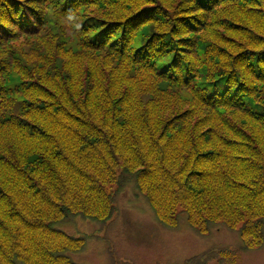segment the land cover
Here are the masks:
<instances>
[{
	"label": "trees",
	"instance_id": "trees-1",
	"mask_svg": "<svg viewBox=\"0 0 264 264\" xmlns=\"http://www.w3.org/2000/svg\"><path fill=\"white\" fill-rule=\"evenodd\" d=\"M158 1L0 0V264H85L95 240L106 264H135L110 238L125 192L169 230L219 224L264 242L262 91L206 101L223 78L264 82V0H193L182 13ZM209 27L250 32L228 72ZM79 218L99 233L66 229ZM229 256L218 247L173 264Z\"/></svg>",
	"mask_w": 264,
	"mask_h": 264
},
{
	"label": "rangeland",
	"instance_id": "rangeland-1",
	"mask_svg": "<svg viewBox=\"0 0 264 264\" xmlns=\"http://www.w3.org/2000/svg\"><path fill=\"white\" fill-rule=\"evenodd\" d=\"M66 1L68 4H71L74 2L81 3L84 0ZM161 1L162 0H159L156 5L151 7H165L166 5L168 8L177 9L178 13H182L181 9H185L187 6H191L193 4L191 3L193 0H163L165 5ZM85 7L86 6H84V10L86 9L87 12L96 13L94 4H88L87 7ZM193 10L194 9H188V11ZM167 12L168 15L170 11L167 9ZM258 13H260V11H258ZM190 19L191 17L186 16L182 19L178 18V21L181 23V27H183ZM192 20L195 21L194 17ZM163 22L166 23L167 20L163 19L162 23ZM206 33L209 35L207 34L208 36L206 35L205 39L203 38L204 41L210 43L211 41L215 40L216 44L223 45V47H225L220 50L218 54L220 55V58L216 59V63L219 65L226 63V72L230 71L231 66H236L235 61L237 57L248 48L246 45V39L250 32H247V36H245V34L240 36L236 33L231 39H228L224 32L215 31L210 27ZM185 40H187V38ZM185 40L180 39L179 41L182 44L188 45L187 48L183 46V51L187 52L188 54L197 52L196 45L192 42H186ZM237 40L238 43H236ZM223 41L225 43H223ZM231 43H233V45L229 46ZM256 43L262 44V42H258V40H256ZM108 44H110V38H108L107 45ZM251 47L259 48L257 45L256 47L254 45ZM241 48L244 49L242 50ZM239 50H242V52L238 56H235L234 54ZM249 59L250 58L245 57L243 60L244 64L247 66V68H249V73L251 74ZM188 60L189 63L194 64L195 68H198V72L200 71L202 73L204 67H202L203 63L201 58L193 57L189 58ZM258 60L259 57H256L254 60L250 59V64H254V67L256 68L253 69L256 71V75L257 73L262 72V67H259L258 65L262 63H259ZM262 60L264 61V55L262 56ZM211 66L213 67V65ZM199 67L201 70H199ZM236 72L237 69L232 70L233 77H235ZM246 77L247 78H242L244 82H241L237 85L236 81L232 82L230 79L224 80L223 78V80L217 81L218 83L220 82L221 85L213 86L211 89H209L206 95V101L210 102L216 98H219L224 91H229L234 94L240 93L244 90L242 86L245 84V89L252 88L254 92L258 90L262 91V97L260 99L262 102L260 105H258L260 106L259 109L264 112V82L252 76V74L250 77ZM256 86H259L258 89ZM201 104L198 105L200 106V109L202 107ZM253 106L256 107L257 105ZM183 108H187V106L184 105ZM210 108L212 109L214 107L209 105V109ZM245 116L246 117L244 118V121L247 123H255V121L249 116L248 112ZM259 125L260 122L257 126V128H259L257 133H259L261 130L262 133H264V128ZM121 198L120 212L118 217L115 219L113 228L110 231V238L113 244H118L119 250L124 252V254L129 257L128 259L132 260L135 264L180 263L184 262V260L188 258L201 254L208 249H218V247H224L225 249H228L230 253L229 257H231L230 260L224 258L222 261H220V264H264V242L261 245H254V241L244 242L243 238H241L238 232V229L233 230L218 224L217 226H212L211 229L204 235H199L196 231L191 229L188 224L183 223L177 230H169L159 223L148 203L143 198L134 197L133 192L132 195L130 192H125ZM65 227L67 230L74 232L82 231L89 234H91L92 231L98 229V225L96 223L84 221L80 218L76 219L72 222V224H68V226ZM97 233H99V229L97 230ZM99 235L103 237L104 233H100ZM89 245L90 247L83 255H81L80 260H82L85 264H106L105 261L107 256L104 252V244H102V242L99 240H95ZM214 264L217 263L214 262Z\"/></svg>",
	"mask_w": 264,
	"mask_h": 264
}]
</instances>
